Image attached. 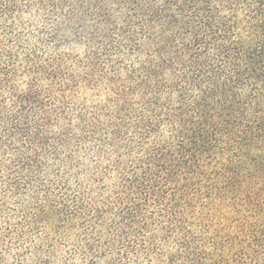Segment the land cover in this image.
I'll use <instances>...</instances> for the list:
<instances>
[{
	"label": "trees",
	"instance_id": "obj_1",
	"mask_svg": "<svg viewBox=\"0 0 264 264\" xmlns=\"http://www.w3.org/2000/svg\"><path fill=\"white\" fill-rule=\"evenodd\" d=\"M0 11V264H264V0Z\"/></svg>",
	"mask_w": 264,
	"mask_h": 264
},
{
	"label": "rangeland",
	"instance_id": "obj_2",
	"mask_svg": "<svg viewBox=\"0 0 264 264\" xmlns=\"http://www.w3.org/2000/svg\"><path fill=\"white\" fill-rule=\"evenodd\" d=\"M22 17H25V15H22ZM0 19H1V11H0ZM65 50L70 51L74 54H81L84 51V46L80 44H71V45H67L65 47Z\"/></svg>",
	"mask_w": 264,
	"mask_h": 264
}]
</instances>
